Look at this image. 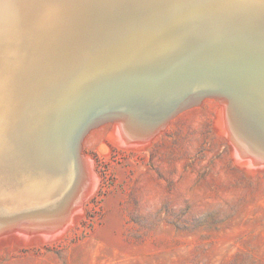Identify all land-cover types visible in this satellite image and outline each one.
<instances>
[{"label": "bare ground", "instance_id": "bare-ground-1", "mask_svg": "<svg viewBox=\"0 0 264 264\" xmlns=\"http://www.w3.org/2000/svg\"><path fill=\"white\" fill-rule=\"evenodd\" d=\"M207 100L235 162L263 169L237 113L264 130V0H0V237L78 221L94 129L143 149Z\"/></svg>", "mask_w": 264, "mask_h": 264}, {"label": "rangeland", "instance_id": "rangeland-1", "mask_svg": "<svg viewBox=\"0 0 264 264\" xmlns=\"http://www.w3.org/2000/svg\"><path fill=\"white\" fill-rule=\"evenodd\" d=\"M218 113L207 100L139 150L94 129L78 221L49 241L0 237V264H264V168L235 162Z\"/></svg>", "mask_w": 264, "mask_h": 264}, {"label": "water", "instance_id": "water-1", "mask_svg": "<svg viewBox=\"0 0 264 264\" xmlns=\"http://www.w3.org/2000/svg\"><path fill=\"white\" fill-rule=\"evenodd\" d=\"M232 94V93H230ZM234 96V95H232ZM203 97H207V96H202ZM201 99V98H200ZM256 113H259V111H256ZM260 114V113H259ZM237 120H238V124L240 126V128L243 131L244 137L246 138V140H248V142L250 143H262L264 144V138L262 137V135H264V130H260L257 129L250 121V119L245 116L243 113H237ZM253 122V121H252ZM80 152V151H79ZM73 169V166H72Z\"/></svg>", "mask_w": 264, "mask_h": 264}]
</instances>
